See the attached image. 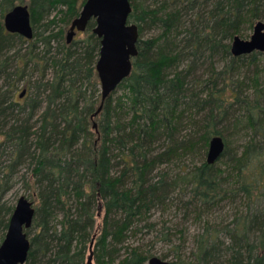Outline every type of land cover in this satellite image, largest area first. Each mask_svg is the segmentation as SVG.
<instances>
[{
	"label": "trees",
	"instance_id": "1",
	"mask_svg": "<svg viewBox=\"0 0 264 264\" xmlns=\"http://www.w3.org/2000/svg\"><path fill=\"white\" fill-rule=\"evenodd\" d=\"M85 1L0 0V190L31 167L37 205L25 264H86L92 240L94 264H147L152 252L130 240L154 231L151 216L171 203L170 166L203 158L215 136L225 144L218 161L232 167L201 159L183 176V205L198 221L223 203L246 209L225 225L204 222L187 260L175 247L173 264H264V54H230L233 38L264 19V0H128L137 55L104 96L94 20L66 44ZM17 5L28 8L31 40L4 29ZM245 68L248 86L238 79ZM237 113L252 132L240 162L223 137ZM13 210L0 204V230Z\"/></svg>",
	"mask_w": 264,
	"mask_h": 264
},
{
	"label": "water",
	"instance_id": "2",
	"mask_svg": "<svg viewBox=\"0 0 264 264\" xmlns=\"http://www.w3.org/2000/svg\"><path fill=\"white\" fill-rule=\"evenodd\" d=\"M131 12L128 0H86L80 13L66 33V44L71 43L76 34L83 33L87 24L94 20L92 33L100 40L99 57L95 71L102 87V96L126 79L131 72L132 59L136 57L138 41L137 27L128 23ZM4 29L25 40H31L33 31L27 6L17 5L4 16ZM253 53L264 54V23L257 22L248 40L236 36L230 45L234 58ZM221 137L210 139L205 163L215 164L224 152ZM34 207L25 197H20L10 216L6 234L0 245V264H25L29 252V240L25 230L32 226ZM93 240L89 244L90 253L86 264H92ZM147 264H171L158 257H152Z\"/></svg>",
	"mask_w": 264,
	"mask_h": 264
},
{
	"label": "rangeland",
	"instance_id": "3",
	"mask_svg": "<svg viewBox=\"0 0 264 264\" xmlns=\"http://www.w3.org/2000/svg\"><path fill=\"white\" fill-rule=\"evenodd\" d=\"M264 23V19L258 21ZM256 24V23H255ZM65 32V37L67 33ZM252 30L247 32V37L241 39L248 40L252 34ZM25 48V46H23ZM23 49V48H22ZM203 69L198 73L199 77H207L206 72ZM252 69H243L241 73L238 74L239 80H246L245 84L248 86L247 78L250 76ZM253 77V75L251 76ZM250 85V84H249ZM1 88V84H0ZM21 91L19 88L18 93ZM235 118H239L240 123L234 124L233 121L228 122L224 125L223 137L227 142V148L229 151V156H234L240 162L242 157L243 148L246 143L251 139L252 132L247 129L244 117L237 113ZM206 154L203 158L196 155H188L184 158V166L172 167L170 166L167 171L169 176L173 179L176 178L177 186L171 196V203L163 210L154 212L149 221L154 225V231L147 232L143 230L142 234H139L136 238L130 240V244L143 246V250H150L154 257L160 259L165 258V261L173 264L177 261V254L174 248L179 247V255H184L182 258L184 261L187 260V254L191 251L194 243V239L197 234L201 233L204 228V222L212 225H221L231 222L235 216L245 212L246 205L242 200H237L234 203H223L218 206L212 215L205 216L203 219L198 221V218L194 216L192 211H188L186 205L183 202L186 200L185 188L187 178L183 177L185 173L189 172L194 166H199L202 161L206 159ZM7 163L6 157L0 158V180H2V171ZM227 161H218L216 165L221 170H227L232 166L229 165ZM239 164V163H237ZM165 168V167H164ZM31 167L27 168L22 166L18 169L17 173L12 177L11 181L7 182L10 189L3 193L0 190V204H3L6 208L15 207L17 200L20 197H25L29 202L32 203L33 207L37 205L36 196L33 190L32 181L33 178L30 173ZM183 172V173H182ZM4 180V179H3ZM2 180V182H3ZM1 182V181H0ZM238 199V198H237ZM103 217V211L98 212L96 223L99 224ZM8 217H5V220ZM96 224V225H97ZM6 231L0 230V237L4 239ZM171 236H167V235ZM171 239L172 244L167 243V239ZM94 243V242H93ZM94 245V244H93ZM88 252V256H89ZM92 264H94L92 260ZM181 264V263H180Z\"/></svg>",
	"mask_w": 264,
	"mask_h": 264
},
{
	"label": "flooded vegetation",
	"instance_id": "4",
	"mask_svg": "<svg viewBox=\"0 0 264 264\" xmlns=\"http://www.w3.org/2000/svg\"><path fill=\"white\" fill-rule=\"evenodd\" d=\"M76 35H77V34H76ZM23 93H24V92H22V94H20V95H19V98H22V96H23Z\"/></svg>",
	"mask_w": 264,
	"mask_h": 264
}]
</instances>
